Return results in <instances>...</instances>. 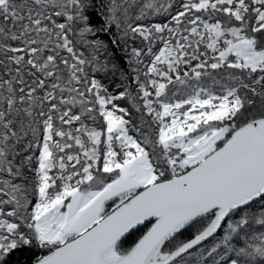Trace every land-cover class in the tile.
<instances>
[{"label":"snow or ice","instance_id":"snow-or-ice-1","mask_svg":"<svg viewBox=\"0 0 264 264\" xmlns=\"http://www.w3.org/2000/svg\"><path fill=\"white\" fill-rule=\"evenodd\" d=\"M0 264H264V0H0Z\"/></svg>","mask_w":264,"mask_h":264}]
</instances>
